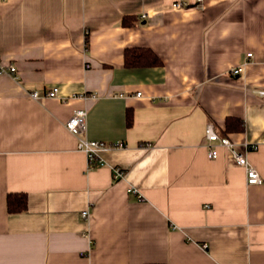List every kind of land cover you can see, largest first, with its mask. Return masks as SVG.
Wrapping results in <instances>:
<instances>
[{"label":"crops","instance_id":"0c3cea01","mask_svg":"<svg viewBox=\"0 0 264 264\" xmlns=\"http://www.w3.org/2000/svg\"><path fill=\"white\" fill-rule=\"evenodd\" d=\"M176 1L0 0L20 76L0 74V264H264V0ZM129 47L162 64L125 67ZM76 109L88 139L125 145L103 166L65 126ZM209 124L260 185L226 147L209 158ZM18 192L28 210L10 214Z\"/></svg>","mask_w":264,"mask_h":264},{"label":"built area","instance_id":"2783aa9c","mask_svg":"<svg viewBox=\"0 0 264 264\" xmlns=\"http://www.w3.org/2000/svg\"><path fill=\"white\" fill-rule=\"evenodd\" d=\"M206 0H181L176 1L173 3V8L178 11H182L185 9H200L204 8ZM248 56H252L249 54ZM234 74H242L244 71V67L238 66L232 69ZM0 74H6L11 76L13 79L19 81V70L17 67L10 63H5L0 57ZM30 96L34 99H39L42 96H46L49 98H58L59 95V88H53L41 95L39 92H30ZM258 94L264 96V90L258 91ZM86 98L88 96H85ZM92 98H96V96L92 95ZM87 116L88 112L85 109H76L72 118H70L65 126L69 130V132L75 135L78 143L77 149L83 152L88 159V167L94 168L104 165V159L102 158L101 153L103 151H108L112 149H118L125 147L123 142L118 143H108L106 141H98V140H91L87 138ZM206 137H208L209 144H208V151H209V158L216 159L218 157L217 147L218 145H222L230 150L235 159L237 164L243 166L246 169V177L249 184L253 185H260L263 182V179L260 177V174L256 167L249 162V160L238 150L235 149V145L228 139L218 136L214 130L212 124L207 126V133ZM114 180L118 181L124 176V170L122 168H114L113 170ZM84 218H89V213L87 210L82 211Z\"/></svg>","mask_w":264,"mask_h":264},{"label":"trees","instance_id":"16d2710c","mask_svg":"<svg viewBox=\"0 0 264 264\" xmlns=\"http://www.w3.org/2000/svg\"><path fill=\"white\" fill-rule=\"evenodd\" d=\"M129 19H124L123 24L128 25ZM87 39V38H86ZM87 46H89V39H87ZM125 53V67L127 68H144V67H158L162 64V59L153 50L143 48H130L124 51ZM133 119L132 112L128 114L127 123L131 125ZM227 130L243 129L244 124L239 120H227ZM235 122V123H233ZM233 123V124H232ZM7 211L10 214H19L28 210L29 200L28 195L23 192L9 193L6 198Z\"/></svg>","mask_w":264,"mask_h":264}]
</instances>
